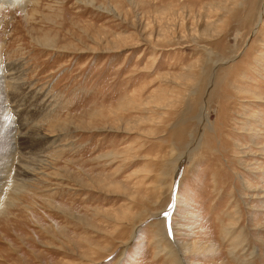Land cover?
Instances as JSON below:
<instances>
[{
    "label": "rangeland",
    "instance_id": "rangeland-1",
    "mask_svg": "<svg viewBox=\"0 0 264 264\" xmlns=\"http://www.w3.org/2000/svg\"><path fill=\"white\" fill-rule=\"evenodd\" d=\"M8 1L0 264H264V0Z\"/></svg>",
    "mask_w": 264,
    "mask_h": 264
},
{
    "label": "bare ground",
    "instance_id": "bare-ground-1",
    "mask_svg": "<svg viewBox=\"0 0 264 264\" xmlns=\"http://www.w3.org/2000/svg\"><path fill=\"white\" fill-rule=\"evenodd\" d=\"M4 2H9L8 0H4ZM34 131V130H33ZM40 136H42V135H40ZM35 137V136H34ZM1 175H2V173H1ZM167 224V223H166ZM168 227V226H167ZM135 229V228H134ZM169 229V228H168ZM126 248V247H125ZM173 248V247H172ZM124 249V248H123ZM174 249V248H173ZM168 251V253L169 254H173V251L171 250V249H168L167 250ZM179 251V250H178ZM123 252H124V250L122 251V253H121V256L118 258V260L116 261V263L115 264H118V261L121 259V257L123 256ZM178 255V254H177ZM171 256V255H170ZM173 261H174V263L175 264H178V262H177V258H174L173 259ZM172 263V262H171ZM182 263H183V260H182Z\"/></svg>",
    "mask_w": 264,
    "mask_h": 264
},
{
    "label": "snow or ice",
    "instance_id": "snow-or-ice-1",
    "mask_svg": "<svg viewBox=\"0 0 264 264\" xmlns=\"http://www.w3.org/2000/svg\"><path fill=\"white\" fill-rule=\"evenodd\" d=\"M164 215L167 217V216H168V213H167V212H165V213H164Z\"/></svg>",
    "mask_w": 264,
    "mask_h": 264
}]
</instances>
